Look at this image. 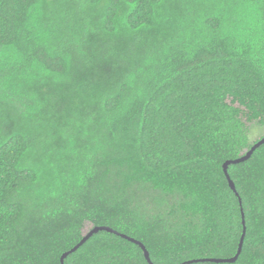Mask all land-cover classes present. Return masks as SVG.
I'll return each instance as SVG.
<instances>
[{
    "label": "trees",
    "instance_id": "16d2710c",
    "mask_svg": "<svg viewBox=\"0 0 264 264\" xmlns=\"http://www.w3.org/2000/svg\"><path fill=\"white\" fill-rule=\"evenodd\" d=\"M0 53V264L95 228L63 264H264V144L224 171L264 140V0H0Z\"/></svg>",
    "mask_w": 264,
    "mask_h": 264
},
{
    "label": "water",
    "instance_id": "95a60500",
    "mask_svg": "<svg viewBox=\"0 0 264 264\" xmlns=\"http://www.w3.org/2000/svg\"><path fill=\"white\" fill-rule=\"evenodd\" d=\"M264 144V140H262L260 143H258L256 146L253 147V149L243 158L237 160V161H234V162H228L224 165V171H225V174L227 176V179L229 181V185L231 187V189L236 192V189H235V185L234 183L231 181L229 175H228V167L229 165L231 164H240V163H243L245 161H247L251 156L252 154L254 153V151L259 148L261 145ZM243 223L245 224L244 222V215H243ZM100 231H106V232H109V233H116L114 231H112L111 229L109 228H95L94 230H92L89 234H87L84 239L82 240V242L76 247L74 248L70 253H73L75 252L76 250H78L79 247H81L86 241H88V239L90 237H92L94 234H97L98 232ZM117 234V233H116ZM244 236H245V231H244V235H243V238L241 240V244H240V248H239V251H238V254L236 255L235 258L233 259H229V260H203L201 262H213V263H234L237 261L239 255L241 254V249H242V245H243V241H244ZM123 238H126L125 236H122ZM132 242H135L136 244H138L142 250L144 251V255H145V258L146 260L148 261L149 264H152L151 262V259H150V256H149V253L147 252V250L145 249V247L143 245H141L140 243L134 241V240H131ZM70 253H67L63 256L62 258V264L64 262V259L70 254ZM191 263H194V262H189L188 264H191Z\"/></svg>",
    "mask_w": 264,
    "mask_h": 264
},
{
    "label": "snow or ice",
    "instance_id": "6c2138e0",
    "mask_svg": "<svg viewBox=\"0 0 264 264\" xmlns=\"http://www.w3.org/2000/svg\"><path fill=\"white\" fill-rule=\"evenodd\" d=\"M85 0H69V3L72 4L73 6L80 4V3H84ZM2 53H0V57H2Z\"/></svg>",
    "mask_w": 264,
    "mask_h": 264
}]
</instances>
